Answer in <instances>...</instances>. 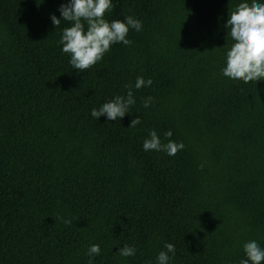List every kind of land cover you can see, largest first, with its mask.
I'll list each match as a JSON object with an SVG mask.
<instances>
[{"label": "trees", "instance_id": "1", "mask_svg": "<svg viewBox=\"0 0 264 264\" xmlns=\"http://www.w3.org/2000/svg\"><path fill=\"white\" fill-rule=\"evenodd\" d=\"M63 2L0 0V264H89L94 243L91 264H156L165 242L169 264H239L244 242L264 247V80L221 74L241 0H113L105 17L142 29L83 71L50 19ZM137 76L153 83L130 113L90 115ZM153 128L184 147L144 151Z\"/></svg>", "mask_w": 264, "mask_h": 264}, {"label": "clouds", "instance_id": "2", "mask_svg": "<svg viewBox=\"0 0 264 264\" xmlns=\"http://www.w3.org/2000/svg\"><path fill=\"white\" fill-rule=\"evenodd\" d=\"M113 7V0H65L58 8L60 17L58 18L54 13L51 14V22L56 28L60 26L61 19L69 22V26L63 28L58 43L62 45L61 52L69 54V64L73 69L83 71L90 68L102 59L112 44L130 45L132 41L127 38L129 29L141 31L142 21L131 15L125 16L123 20L109 21L105 17V12H110ZM224 27L228 30L227 36L231 37L233 43L226 50L225 65L221 68V74L229 79L242 80L245 83L264 80V0H241L229 13ZM152 83L151 78L137 76L133 85L126 86L125 94L114 95L99 108L93 107L90 115L97 120L101 115H105L109 121L123 118L126 113H130L129 108L136 102L133 89L148 87ZM152 99L149 96L143 100L145 108L149 107ZM139 122L137 116L131 121L129 127H134ZM172 135L171 129L163 133L165 138ZM142 147L144 151H163L171 156L184 145L183 142L171 139L163 143L157 130L153 128L148 130ZM62 222L68 225L72 223V220L62 218ZM163 247L164 250L159 251L156 256V264H169L175 256L176 250L172 242H165ZM243 251L244 258L239 260V264H261V261H264V247H261L256 240L244 242ZM135 252V247L127 244L118 251L123 257L132 256ZM99 253V244L94 243L87 247L86 255L89 257V264H91V258Z\"/></svg>", "mask_w": 264, "mask_h": 264}]
</instances>
